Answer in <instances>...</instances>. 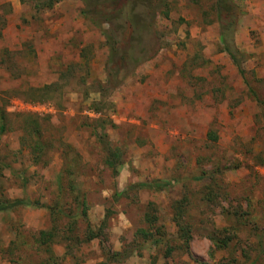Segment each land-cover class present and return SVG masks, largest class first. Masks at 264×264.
Listing matches in <instances>:
<instances>
[{"label": "rangeland", "instance_id": "obj_1", "mask_svg": "<svg viewBox=\"0 0 264 264\" xmlns=\"http://www.w3.org/2000/svg\"><path fill=\"white\" fill-rule=\"evenodd\" d=\"M234 1L245 79L216 0H170L113 89L82 0H0V264H264V0Z\"/></svg>", "mask_w": 264, "mask_h": 264}, {"label": "trees", "instance_id": "obj_2", "mask_svg": "<svg viewBox=\"0 0 264 264\" xmlns=\"http://www.w3.org/2000/svg\"><path fill=\"white\" fill-rule=\"evenodd\" d=\"M42 9L52 10L60 0H35ZM170 0H82L84 3L83 15L94 26L99 28L107 41L109 49V58L107 62L108 83L113 85V89H117L123 79V72L129 73L139 65L145 63L149 58L145 54L143 39L147 34L151 33V28L156 22L159 14L167 15ZM240 1V0H238ZM234 0H216L217 15L221 29L222 50L228 54L233 64L237 68L239 74L245 79V70L243 67L245 56L238 50L235 42V34L237 31L238 13ZM103 23H107L112 27V31L103 29ZM6 21L0 17V39ZM137 49V50H135ZM137 54V56H136ZM53 86L45 87L39 91H48ZM253 93V91H252ZM216 139V138H215ZM214 139V140H215ZM105 148L112 156L111 150L107 146ZM116 156L111 157L107 161L110 168L116 171ZM156 187H163L162 184L156 182ZM141 188H150L148 185H140ZM126 196V193H117V199ZM25 204L24 201L18 200L8 202L0 208L1 211L15 210ZM87 218V211L83 213ZM155 221V220H154ZM146 241L149 240V233L140 230ZM91 240L94 239L93 232H90ZM48 234L42 233L41 238H45Z\"/></svg>", "mask_w": 264, "mask_h": 264}]
</instances>
